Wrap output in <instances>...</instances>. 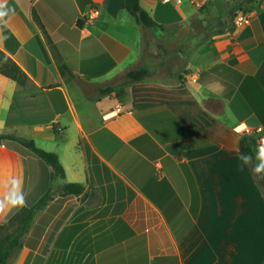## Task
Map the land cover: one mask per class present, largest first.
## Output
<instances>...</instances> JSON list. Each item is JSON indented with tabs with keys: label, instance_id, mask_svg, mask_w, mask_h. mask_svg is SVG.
<instances>
[{
	"label": "crops",
	"instance_id": "0c3cea01",
	"mask_svg": "<svg viewBox=\"0 0 264 264\" xmlns=\"http://www.w3.org/2000/svg\"><path fill=\"white\" fill-rule=\"evenodd\" d=\"M140 1L169 29L142 26L125 0H0V49L30 77L0 72V132L65 168L51 178L29 147L0 140V199L13 177L26 206L86 187L37 212L17 264H264V175L239 151L241 123L264 127V0ZM237 3L249 24H235ZM161 41L180 43L184 74L127 82Z\"/></svg>",
	"mask_w": 264,
	"mask_h": 264
},
{
	"label": "trees",
	"instance_id": "16d2710c",
	"mask_svg": "<svg viewBox=\"0 0 264 264\" xmlns=\"http://www.w3.org/2000/svg\"><path fill=\"white\" fill-rule=\"evenodd\" d=\"M125 3L127 9L136 17L138 23L142 26L148 28L160 27L163 30L169 29L170 25L168 26L157 22L151 13L141 4L140 0H125ZM237 8L244 7H242V3H237L230 9V13L235 15V9ZM241 10L248 12L245 8ZM79 24L81 25L82 21H80ZM59 67L63 73L73 74L72 69L61 57H59ZM0 72L16 80L21 85H27L30 81L27 72L15 59L2 49H0ZM150 74L151 68L147 64H144L129 69L125 72L124 76L127 82H136L146 78ZM114 89L115 87H108L106 91H112ZM55 129L58 128L55 127ZM9 139H16L49 163L53 168L51 178L59 175L65 176V168L56 152L38 147L35 144V141L31 138L0 132V140ZM239 151L245 156L252 158L256 168H264L262 164L264 162V152L260 150L255 137L244 135L240 143ZM261 173L264 175V172ZM85 189V183L83 182H67L58 188V192L62 195H72L84 193ZM54 191L55 189L50 187L36 203L20 208L6 224L0 225V228H13L0 237V264H8L14 251L22 245V237L30 227L37 212L44 208L53 199Z\"/></svg>",
	"mask_w": 264,
	"mask_h": 264
},
{
	"label": "rangeland",
	"instance_id": "374dc122",
	"mask_svg": "<svg viewBox=\"0 0 264 264\" xmlns=\"http://www.w3.org/2000/svg\"><path fill=\"white\" fill-rule=\"evenodd\" d=\"M162 3V2H161ZM174 3V2H173ZM176 5V3H174ZM201 28V26H200ZM180 43H184V40L182 38V41ZM178 43L174 49V51L170 52V50H167L165 46L163 45V42L161 41L160 47L150 49H145L142 59L139 63V65L149 64L151 67V75L153 77H164V76H179V74H184L185 69V61L183 56H181L179 52V44ZM168 51V52H166ZM169 53V54H168ZM67 143H70L67 141ZM54 195L58 193V189H55ZM13 228H7L1 230V236L6 233V231H10ZM16 251V250H15ZM12 254V256L9 259L8 264H17L19 261V253L16 251Z\"/></svg>",
	"mask_w": 264,
	"mask_h": 264
},
{
	"label": "clouds",
	"instance_id": "9594fccd",
	"mask_svg": "<svg viewBox=\"0 0 264 264\" xmlns=\"http://www.w3.org/2000/svg\"><path fill=\"white\" fill-rule=\"evenodd\" d=\"M4 8L5 6L0 4V20H3V18L8 15ZM253 171L255 174L260 175L261 172H264V168H255ZM24 207H26V196L23 191L22 181L13 177L7 194L0 199V216L6 215L10 208Z\"/></svg>",
	"mask_w": 264,
	"mask_h": 264
},
{
	"label": "built area",
	"instance_id": "2783aa9c",
	"mask_svg": "<svg viewBox=\"0 0 264 264\" xmlns=\"http://www.w3.org/2000/svg\"><path fill=\"white\" fill-rule=\"evenodd\" d=\"M172 0H162V2L166 3ZM176 3H182V0H174ZM252 19V15L250 12H245V11H239L237 12L236 16H235V24L237 26H243L246 24H249L251 22ZM122 107L119 106L117 108V112L122 111ZM240 129L242 132H244L245 135H255L256 141L259 145V148L262 152H264V127L263 126H258V127H250L249 125H247L246 123H241L240 125ZM0 146H5V143L0 142Z\"/></svg>",
	"mask_w": 264,
	"mask_h": 264
},
{
	"label": "water",
	"instance_id": "95a60500",
	"mask_svg": "<svg viewBox=\"0 0 264 264\" xmlns=\"http://www.w3.org/2000/svg\"><path fill=\"white\" fill-rule=\"evenodd\" d=\"M56 136H57L58 138H60V139H66V138H67V136H66L64 133H62V132H58V133L56 134Z\"/></svg>",
	"mask_w": 264,
	"mask_h": 264
}]
</instances>
